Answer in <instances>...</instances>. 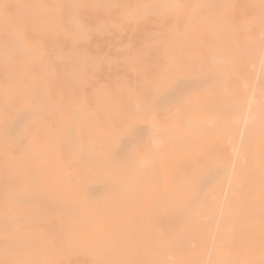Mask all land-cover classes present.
Returning a JSON list of instances; mask_svg holds the SVG:
<instances>
[{"label":"bare ground","instance_id":"6f19581e","mask_svg":"<svg viewBox=\"0 0 264 264\" xmlns=\"http://www.w3.org/2000/svg\"><path fill=\"white\" fill-rule=\"evenodd\" d=\"M0 264H264V0H0Z\"/></svg>","mask_w":264,"mask_h":264},{"label":"rangeland","instance_id":"374dc122","mask_svg":"<svg viewBox=\"0 0 264 264\" xmlns=\"http://www.w3.org/2000/svg\"><path fill=\"white\" fill-rule=\"evenodd\" d=\"M154 30V26L147 23L138 24L136 26H131L125 30L122 34L123 41H131L133 43H138L139 41L146 39L148 34ZM93 40V39H92ZM92 47L90 49H97L100 53H106L109 50V44L105 41H99L98 47L94 46V41H91ZM103 77V76H102Z\"/></svg>","mask_w":264,"mask_h":264}]
</instances>
